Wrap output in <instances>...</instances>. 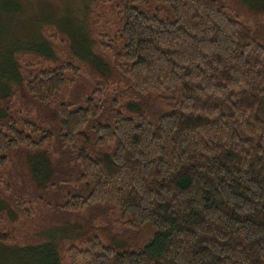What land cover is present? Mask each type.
<instances>
[{"label":"trees","instance_id":"trees-1","mask_svg":"<svg viewBox=\"0 0 264 264\" xmlns=\"http://www.w3.org/2000/svg\"><path fill=\"white\" fill-rule=\"evenodd\" d=\"M240 1L257 30L234 0H86L0 34V262L264 264V0ZM40 210L71 242L26 234Z\"/></svg>","mask_w":264,"mask_h":264},{"label":"rangeland","instance_id":"rangeland-1","mask_svg":"<svg viewBox=\"0 0 264 264\" xmlns=\"http://www.w3.org/2000/svg\"><path fill=\"white\" fill-rule=\"evenodd\" d=\"M31 3H23L24 5L27 6L28 9L30 7L34 11L32 14L30 13H24V14H17V17H12L15 15H9L5 14L4 16L0 14V34H14V32L22 31V25H27L26 30H23V32L30 31V29L37 28L36 24L34 23V16L38 18L39 21L42 20L44 17V14L46 13L45 9L44 11L42 10V1H46L44 3L50 4L51 1L53 2V7L57 9L58 11L64 12L65 9H67V6L72 7L71 11H67L69 13H72L78 17H85V1L86 0H29ZM49 1V2H48ZM234 1H239L241 4H243L240 0H234ZM43 5L45 6V4ZM48 6V5H46ZM245 7L244 10H241L242 16H245L249 19L250 24L252 28L257 30L256 23L257 21L261 20V13H259V10L255 9V7L252 6H247L244 5ZM34 8V9H33ZM56 15L55 12H49V15ZM11 16V17H10ZM66 19H63V22L61 23V26L68 30V31H77L79 30L77 19L74 17L67 16L65 17ZM53 20H50L52 22ZM62 21V20H61ZM261 30V29H259ZM30 37L27 38V43H32L30 42ZM42 39V38H41ZM57 47L60 49L61 47L56 44ZM9 176V175H8ZM10 177V176H9ZM38 210V209H37ZM22 218V220H21ZM19 219L24 223V220H26L24 217L21 216ZM61 221V222H60ZM62 218L60 213H56L55 215L52 214V211L50 210H40V213L36 215V218L33 219V222L31 223L30 221L27 222V227H26V234L31 236L34 240L35 243L40 244L42 248L45 242H49L50 244H55V243H68L71 242L68 234H70V231H68V228L66 226L62 225ZM73 223V220L71 221ZM150 235V234H149ZM71 236V235H70ZM149 237V236H148ZM73 238V237H72ZM71 238V239H72ZM7 253H4V256H7V258L4 262L1 261L0 264H9L10 262L13 263V255L15 252V249H9L6 250ZM3 258V257H2ZM1 260V256H0Z\"/></svg>","mask_w":264,"mask_h":264}]
</instances>
